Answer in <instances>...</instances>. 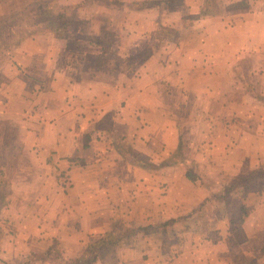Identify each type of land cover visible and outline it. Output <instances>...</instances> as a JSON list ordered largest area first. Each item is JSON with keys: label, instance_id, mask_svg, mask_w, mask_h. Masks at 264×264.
Masks as SVG:
<instances>
[{"label": "crops", "instance_id": "0c3cea01", "mask_svg": "<svg viewBox=\"0 0 264 264\" xmlns=\"http://www.w3.org/2000/svg\"><path fill=\"white\" fill-rule=\"evenodd\" d=\"M262 1L253 0V11H246L260 16L253 28L258 30V46H264ZM241 15L223 27L232 32L253 23ZM228 17L202 19L220 25L221 18ZM214 37L211 43L219 44ZM213 55L208 52L209 59ZM198 72L209 82L205 88L192 87L193 92L207 94L203 111L192 118L196 126L207 125L206 131L196 129L198 139L192 134L189 138L200 162L189 160L183 147L180 159L185 136L179 118L158 114L163 103L149 95L154 88L146 91L150 85L88 82L85 89L80 85L79 107L72 104L55 119L45 113L31 118L21 149L34 171L19 183L30 191L22 196L13 188L15 200L22 199L25 206L17 212L13 207L18 202L5 204L0 196L5 212L0 263L72 264L70 260L80 259L90 244L111 237L116 244L94 264H264V234L257 233L264 228V185L253 190L235 182L248 172H264V104L234 84L231 73ZM133 108L146 115L147 127L143 123L136 131L142 122L135 121ZM125 142L133 156L116 148ZM133 158L156 166L145 168ZM191 168L195 180L188 176ZM129 229L138 233L120 241ZM67 245L73 249L69 262ZM61 248V255L53 253Z\"/></svg>", "mask_w": 264, "mask_h": 264}, {"label": "rangeland", "instance_id": "374dc122", "mask_svg": "<svg viewBox=\"0 0 264 264\" xmlns=\"http://www.w3.org/2000/svg\"><path fill=\"white\" fill-rule=\"evenodd\" d=\"M142 1L0 0V164L4 177L1 180L5 182L4 187L0 185V196L5 204L18 202V207H13L16 212L25 207L22 199L15 200L16 192L23 196V192L30 191L29 186L19 183L28 181L34 171L27 152L21 149L26 129L32 128L31 118H43L45 113L55 119L72 104L79 107L80 85L84 89L92 81L103 85H150L146 91L154 88L156 92L149 95L154 94L163 103L158 114L173 120L179 118L185 136L183 154L199 162L197 146L189 138L192 134L198 139L196 129L206 131L207 125L196 126L192 118L203 111L202 102L207 94L193 92L192 87L205 88L209 82L202 76L205 73L198 76V71L216 69L222 75L231 73L234 84L247 88L249 98L260 99L264 104V46H258V30L253 29L260 16L246 12L248 8L253 11V0H157L156 6L144 9L120 5ZM241 7L245 11L240 12ZM203 10L209 15L202 16ZM211 14L229 19L221 18L220 25L203 21ZM240 14L243 19L250 17L253 23L235 27L234 33L228 26L223 27L230 19L236 22ZM214 36L219 44L211 43ZM97 38H102L104 45L95 46ZM208 52L217 56L209 59ZM223 54L224 58L218 57ZM144 100L149 104V98ZM134 116L135 121L142 122L137 123L136 131L143 123L148 126L141 109H135ZM117 132L120 133L119 127ZM123 144L132 149L128 142ZM133 159L136 163L140 160ZM251 173L243 174L235 182L243 184L253 177ZM263 175L262 170L256 172L254 181L247 183L260 189L264 185ZM20 186L25 187L24 191ZM1 204L0 199V223L5 218ZM257 233L264 234V228ZM61 251L62 248L53 253L61 255ZM72 252L67 245L66 262L69 256L73 257ZM78 260L70 262L77 264Z\"/></svg>", "mask_w": 264, "mask_h": 264}, {"label": "trees", "instance_id": "16d2710c", "mask_svg": "<svg viewBox=\"0 0 264 264\" xmlns=\"http://www.w3.org/2000/svg\"><path fill=\"white\" fill-rule=\"evenodd\" d=\"M210 3H212V2H210ZM157 4H158L157 0H152V1L151 0H143L142 2H134L132 4L121 3L120 5L121 6L133 5V6H137L138 8L144 9V8H147V7H150V6H156ZM205 15H209V14H208V12L206 10H203L202 16H205ZM94 44L97 47L104 45L103 39L102 38H97V40H96V42H94ZM97 70H98V68H97ZM91 77L93 78L95 76H91ZM116 148L118 150H121L122 152H126V153L132 155V150L128 149V147L125 146V144H123V143H119V145L117 144ZM124 148H126L125 151H124ZM181 150H182V144L179 146V156H180V159L181 158L184 159L182 157ZM138 161L139 162L137 164L140 165V166H143L145 168L147 167V168L151 169L152 167L156 166L155 164H153L151 162L150 163L149 162H145L144 160H138ZM164 165H167V163H164ZM255 175H256V172H252L251 176H253V177L245 179V181L242 184L244 188H246V189L249 188V189H253V190H256V189L259 188L257 186H254L252 188L247 183L248 181H254V180H252V178H254ZM188 176L192 180H195L197 178V174L192 171V168H191V171H189ZM261 177H264V175L261 176ZM258 178H260V177H258ZM258 190H260V189H258ZM244 209L245 208H243V216L247 214L246 211H244ZM138 230L141 231L143 229L139 228ZM137 231L135 229H129L127 231V233L120 238V241H126L129 237H132L133 235L138 233ZM115 244H116V241L113 240V239L109 241L108 237L103 239V240H100V241H97L95 243L90 244L89 245L90 248L85 253H83L81 258L78 260L77 264H94V263H96L100 259V257L103 256L106 253L107 249L110 246L115 245Z\"/></svg>", "mask_w": 264, "mask_h": 264}]
</instances>
